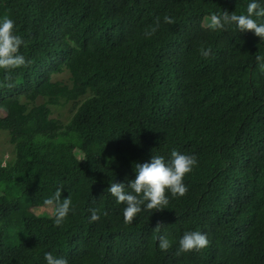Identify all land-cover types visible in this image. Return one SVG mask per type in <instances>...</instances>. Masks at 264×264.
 Wrapping results in <instances>:
<instances>
[{
    "label": "trees",
    "instance_id": "trees-1",
    "mask_svg": "<svg viewBox=\"0 0 264 264\" xmlns=\"http://www.w3.org/2000/svg\"><path fill=\"white\" fill-rule=\"evenodd\" d=\"M250 2L0 0V19L14 20L32 61L0 69V131L11 146L0 157V264H47L45 252L69 264H264V71L255 59L264 40L235 24L207 26L212 13L246 15ZM65 104L69 118H53L52 106ZM173 150L197 158L186 194L166 191L168 208L125 224L126 205L107 188ZM61 186L75 210L56 226L44 202ZM189 231L210 245L176 255ZM160 235L172 241L166 252Z\"/></svg>",
    "mask_w": 264,
    "mask_h": 264
},
{
    "label": "clouds",
    "instance_id": "clouds-1",
    "mask_svg": "<svg viewBox=\"0 0 264 264\" xmlns=\"http://www.w3.org/2000/svg\"><path fill=\"white\" fill-rule=\"evenodd\" d=\"M264 17V6L258 0H252L247 6V14L237 15L224 10L222 13H212L209 18L208 27L211 30L225 29L226 25L235 24L239 32L253 31L254 34L264 40V23H258L253 17ZM167 24H174L176 21L168 15L163 17ZM160 26V18L157 17L155 26L145 32L146 36L153 35ZM15 22L8 16L0 19V69L6 73L20 67H28L32 61L20 53V47L26 42L14 31ZM200 54L207 58L212 52L211 48L201 46ZM261 71H264V56L255 57ZM10 79V76H6ZM11 87V84H9ZM172 159L165 161L163 156L153 155L151 162L136 163V177L133 180L124 182H112L107 188L108 192L116 198L118 204H125L124 223L130 224L137 215L145 208L149 211H163L168 208L169 198L166 191L173 197H182L187 192L184 183V176L190 173L197 164L195 155H185L173 150ZM130 189V190H129ZM62 186L57 188L54 195L45 200V204L54 209V223L60 226L64 223L69 212H74L72 200L69 197L61 199ZM91 221L99 219V210L91 209ZM107 215V212L104 213ZM164 224L157 222L155 230L160 232ZM158 246L162 251H168L172 247V241L166 235L157 237ZM210 240L205 233L200 231L185 232L179 240V248L176 255L184 252L199 251L210 245ZM47 264H69L65 257H57L51 252H45Z\"/></svg>",
    "mask_w": 264,
    "mask_h": 264
},
{
    "label": "rangeland",
    "instance_id": "rangeland-1",
    "mask_svg": "<svg viewBox=\"0 0 264 264\" xmlns=\"http://www.w3.org/2000/svg\"><path fill=\"white\" fill-rule=\"evenodd\" d=\"M208 22V21H207ZM72 104H65L64 106L54 105L51 108L52 117L56 119H60L61 121H65L69 118L71 113ZM11 151V146L7 142V138L4 132L0 131V157L7 158L9 156V152ZM45 208L40 207L36 209L38 213L42 212ZM51 208L48 207L47 210Z\"/></svg>",
    "mask_w": 264,
    "mask_h": 264
}]
</instances>
